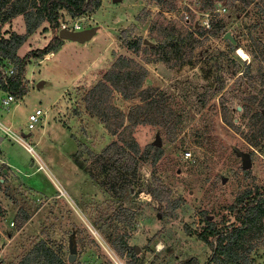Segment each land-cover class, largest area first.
Here are the masks:
<instances>
[{
    "label": "rangeland",
    "instance_id": "obj_1",
    "mask_svg": "<svg viewBox=\"0 0 264 264\" xmlns=\"http://www.w3.org/2000/svg\"><path fill=\"white\" fill-rule=\"evenodd\" d=\"M199 1L175 0V10H167L155 0H103L95 14L81 20L82 29L92 30L88 39H65L62 49L43 59L30 58L27 95L1 104V96L8 93L0 89V120L31 132L26 139L46 166L38 168L34 154L0 129V148L15 171L3 173L0 163V205L5 209L0 264H16L37 247L44 254L52 247L68 264H100L108 258L127 264L107 242L113 233H127L131 245L146 256L145 264H188L192 259L208 264L213 248L197 236L205 214L219 222L224 216L231 218L228 207L236 195L264 184V137L258 146L251 144L252 114L262 110L256 125L264 123V0L246 5L219 0L209 9L199 8ZM160 11L168 20L186 24L197 22L203 12H213L225 27L201 36L204 42L192 64L175 68L161 61L145 63L149 73L143 88L154 87V94L173 110L172 117L165 126V118L153 113L160 108L141 111L135 125L126 117L142 149L160 136L163 156L157 165L142 162L136 186L115 196L104 184L97 159L118 135L87 110L84 95L118 56L142 61L124 45L125 31L132 38L150 39V24ZM47 25L20 47L21 57L48 45L54 32ZM10 28L24 33L23 15L3 29ZM228 31L235 42L225 37ZM240 48L246 56L238 53ZM4 66L10 69L12 63ZM215 90L219 91L210 96ZM207 97L211 98L204 103ZM111 102L128 115L141 99H125L114 91ZM246 105L251 107L248 115ZM37 108L46 114L29 128L28 117ZM152 114L159 123L149 121ZM238 152L250 154V175L244 173V158ZM151 182L181 199L175 217L162 219L160 202L144 189ZM71 242L76 248L72 262ZM241 253L248 264H264V220L247 235Z\"/></svg>",
    "mask_w": 264,
    "mask_h": 264
},
{
    "label": "trees",
    "instance_id": "obj_2",
    "mask_svg": "<svg viewBox=\"0 0 264 264\" xmlns=\"http://www.w3.org/2000/svg\"><path fill=\"white\" fill-rule=\"evenodd\" d=\"M155 1L159 5L166 6L167 10L176 8L175 0L173 4L169 3V0ZM218 1L200 0L199 8H213ZM240 1L246 5L252 0ZM102 4L103 0H0V89L12 94L16 100L27 95L29 83L26 74L30 58L43 59L46 54L61 48L65 41L58 35L62 23L69 19L73 22L90 17L98 11ZM20 14L25 20L26 31L24 33H17L11 28L3 29L7 23H11ZM221 20L213 18L212 26L204 29L196 23V20L192 22L191 19L187 24L180 23L168 20L160 11L159 17L153 19L150 24V39L142 36L132 38L129 30L125 31L124 45L141 56L142 61L120 55L101 80L94 86L86 88L84 98L87 102V110L100 117L107 129L118 135V139L108 144L97 159L98 164L102 166L100 173L104 174V184L115 196H121L128 188L136 186L139 180V166L142 162L157 165L163 156V148L154 143L147 145L145 149L141 148L130 131L133 127L131 123L135 125L138 122V115L141 111H153L158 108L160 111L153 113L165 118L162 123L164 126L170 122L172 117L173 110L165 105L162 97L154 94L155 88H143L149 73L145 63L161 61L175 68L192 64L196 49L204 42L201 36L215 35L224 31L225 26ZM44 23H48L45 28L49 27L54 32L51 41L45 47L31 50L21 57L18 53L20 47ZM7 33H9L8 36ZM6 61L15 66L10 74L4 66ZM220 87L222 88L223 85ZM219 90L213 91L210 96L215 95ZM114 91L121 93L125 99H132L138 95L141 103L134 106L133 110L126 115L123 110L111 102ZM208 98L211 97H207L203 102L205 103ZM134 111H138V114H133ZM244 113L245 115L250 114L251 107L246 105ZM261 115L262 110L252 114L255 124L251 144L256 146L259 145L258 139L264 137V123L261 126L256 125ZM126 117L131 121L130 124H125ZM226 119L233 124L232 119H228L227 116ZM149 121L159 123L157 119H154L153 114ZM0 154H2L1 149ZM5 167L9 169V166L3 163L1 168L3 173H5ZM244 173L250 175L251 169H245ZM144 189L148 190L153 199L160 202L159 211L162 213V219L176 216V210L181 205L180 198L173 199L169 193H164L158 182H151ZM228 210L233 219L231 215V218L227 219L224 216L223 223L205 214V224L201 230L197 231L198 238L213 248V255L209 258L208 264H248L247 259L242 261L241 249L247 235L264 220V184L239 192ZM4 215L5 209L0 205V220ZM107 242L118 256L126 258L127 264L146 263V256L138 253L137 248L131 245L127 233L108 235ZM40 260L45 261V264H68L64 257L57 254L52 247H48L45 254L40 252V247L30 250L16 264H37ZM75 264L82 263L77 261ZM100 264L116 263L108 258ZM188 264L201 263L192 259Z\"/></svg>",
    "mask_w": 264,
    "mask_h": 264
},
{
    "label": "built area",
    "instance_id": "obj_3",
    "mask_svg": "<svg viewBox=\"0 0 264 264\" xmlns=\"http://www.w3.org/2000/svg\"><path fill=\"white\" fill-rule=\"evenodd\" d=\"M216 11V10H215ZM218 12V11H216ZM202 13V12H201ZM211 13V14H210ZM203 12L201 17L197 20V24L201 25L204 29H209L212 26V19H213V12ZM188 18V17H187ZM189 19V18H188ZM83 25L81 23V19H77L73 22L65 21L62 23L61 28H68L71 30H80L82 29ZM14 65L12 64V67L10 69H7V73L10 74L14 71ZM14 100V96L12 94H8L5 104L9 103L10 101ZM46 114V111L42 110L41 108H37L34 112H31L28 117V126L29 128H34L36 123L41 119L43 115ZM0 129L12 140H15L19 143H21L28 151L32 152L34 154V162L38 164V168L46 169L45 163L41 159V157L36 152L34 146L29 143L26 139V132L18 131L13 129L11 125L5 124L3 121L0 120ZM64 193V192H62ZM3 234L1 226H0V237ZM117 264H124L121 261H117Z\"/></svg>",
    "mask_w": 264,
    "mask_h": 264
},
{
    "label": "water",
    "instance_id": "obj_4",
    "mask_svg": "<svg viewBox=\"0 0 264 264\" xmlns=\"http://www.w3.org/2000/svg\"><path fill=\"white\" fill-rule=\"evenodd\" d=\"M114 1H117V0H114ZM91 34H92V30L90 29L71 30L68 28H60V30L58 31V35L61 38L74 39V40H79V41H84L88 39L91 36ZM225 37L229 38L232 42L236 41L229 31L225 33ZM154 144L161 146L162 143H161L160 136H157V139L155 140ZM238 154L244 158V164H243L244 169H250L252 166L250 154L248 152H238ZM137 250L139 249L137 248ZM75 251H76V248L73 246L71 242V252L72 253L69 255V260L71 262L76 259Z\"/></svg>",
    "mask_w": 264,
    "mask_h": 264
},
{
    "label": "crops",
    "instance_id": "obj_5",
    "mask_svg": "<svg viewBox=\"0 0 264 264\" xmlns=\"http://www.w3.org/2000/svg\"><path fill=\"white\" fill-rule=\"evenodd\" d=\"M104 5V2H103V4H102V6ZM62 49V48H61ZM50 53H54V51H52V52H50ZM7 96L8 95H6V96H1V98H2V101H1V104L2 103H5V100H6V98H7ZM14 100H16V99H14ZM13 100V101H14ZM1 107V106H0ZM26 135L27 136H30V135H32V133L31 132H28V133H26ZM1 137V136H0ZM1 140L0 141H2V137L0 138ZM1 149V148H0ZM1 151H2V154H0V163H6L8 166H9V168H10V165H11V163L7 160V158H6V155H4V152H3V150L1 149ZM4 157V158H3ZM10 164V165H9ZM2 168V167H1ZM5 169H7V170H5ZM9 171H12V170H10V169H8V168H4V172H9ZM12 172H15V171H12Z\"/></svg>",
    "mask_w": 264,
    "mask_h": 264
},
{
    "label": "bare ground",
    "instance_id": "obj_6",
    "mask_svg": "<svg viewBox=\"0 0 264 264\" xmlns=\"http://www.w3.org/2000/svg\"><path fill=\"white\" fill-rule=\"evenodd\" d=\"M238 53H240V54H242V55H244V56L247 55V53H246L242 48H240V49L238 50Z\"/></svg>",
    "mask_w": 264,
    "mask_h": 264
}]
</instances>
